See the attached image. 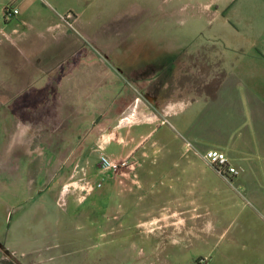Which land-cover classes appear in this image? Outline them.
<instances>
[{
	"label": "crops",
	"instance_id": "1",
	"mask_svg": "<svg viewBox=\"0 0 264 264\" xmlns=\"http://www.w3.org/2000/svg\"><path fill=\"white\" fill-rule=\"evenodd\" d=\"M101 1L102 11L96 8L92 16L106 14L105 9L113 0ZM139 1L138 9L123 12L119 20H113L119 23L118 27H124L115 32L116 39L122 42L118 53L124 55L123 61L118 60V69L125 77H121L123 82L136 93L125 106L116 110L114 102L107 101L110 105L107 104L111 88L124 92L127 86L120 80L111 83L108 69L104 72L97 58L76 57V61L69 54L55 60L61 64L97 65V68L90 66L97 74L94 76L92 71L86 78L87 85L78 84L73 75L69 78L70 95L97 97L84 114L71 118L70 125L78 130L88 125L84 131L93 134L96 127L93 113L100 111L103 123L99 134L94 138L95 134L91 135L90 141L96 147L93 150L115 161L128 159L133 163L115 174L102 173L98 180L100 191L85 197L86 202L99 201L103 207L116 204L124 216L133 210L139 214L137 222L147 209L167 208L170 215L155 216L153 222L197 224L196 236L190 237V232H185L180 244L171 243L173 248L180 246L177 255L187 254L184 261L187 264H193L196 258L207 259V264H264V0ZM85 2L0 0V48L14 43L21 49L30 45L38 49L45 63L44 43L49 29L71 27L65 19L64 23L59 22L58 17L75 11L80 18L83 16L81 30L89 31L91 16L86 18ZM6 6L18 9V15L10 21L2 15ZM147 6L150 7L147 9ZM142 12L145 15L139 17ZM191 18L196 20L192 21L196 27L230 30L231 38L229 42H218L222 48L218 89L190 98L179 97L174 90L184 89L183 76L188 71H182L180 78L176 75L180 72L179 64H183L178 57L194 45L196 36L190 43L175 39L135 42L134 37L142 25L184 27ZM14 27H24L21 37L15 40ZM102 27H106L105 23ZM61 34L72 41L71 35ZM95 36L108 38L96 33ZM201 44L204 42L197 46ZM77 71L79 75L81 70ZM174 79L177 82L168 85ZM168 87L170 91L162 96L163 89ZM208 149L223 152L227 165L237 174L227 178L218 173L204 158ZM83 155V152L75 153L79 164L86 161ZM39 177L40 173L38 182ZM52 181L43 189L35 190L37 200L55 203L57 184L55 179ZM98 196L100 199L96 200ZM206 225H214V235L207 236ZM42 231L44 235L56 233L47 228ZM0 243L5 258L12 264H15L13 260L18 264L42 262L37 248L18 253L6 240Z\"/></svg>",
	"mask_w": 264,
	"mask_h": 264
},
{
	"label": "rangeland",
	"instance_id": "2",
	"mask_svg": "<svg viewBox=\"0 0 264 264\" xmlns=\"http://www.w3.org/2000/svg\"><path fill=\"white\" fill-rule=\"evenodd\" d=\"M101 2L86 0L84 4L86 18L91 16V26L86 33L80 28L83 16L80 18L75 11L66 12L68 17L65 14L58 17L59 22L65 19L71 27L49 29L44 43L45 63L41 53H37L38 49L31 48L29 43L28 48L23 49L15 43L14 46L0 48V242L6 240V244L18 253L37 248L42 258L38 264H187L184 262L187 254L177 255L180 246L173 248L171 243L180 244L185 232H190V237L196 236L197 224L153 222L155 216L170 215L167 208L147 209L142 222H137L139 214L133 210L124 216L116 204L103 207L99 201L86 202L85 197L101 188L85 195L81 190L82 175H76V172L84 173L93 182H100L98 180L102 176L98 164L100 153L93 150L96 147L90 141L100 132L102 113H93L92 120L96 124L93 134L92 131H84L88 125H82L79 130L70 125L71 118L84 114L92 99L97 97L70 95L69 78L73 75L78 84L87 85L86 78L92 71L94 76L97 74L90 66L97 68V65L61 64L55 61L56 57L71 54L75 60L76 57L97 58L104 72L108 69L111 83L123 82L125 77L118 69V60L124 56L118 53V45L122 42L116 39L115 32L124 27H118L119 23L117 25L113 20H119L123 12L138 9V4H141L139 0H113L105 9L106 14L92 16L96 8L102 11ZM144 15L142 12L138 16ZM71 20L72 23L69 22ZM190 21L184 27L142 25L134 40H146L147 43L151 39H175L190 43L196 36L192 42L194 45L178 57V60L182 58L183 64H179L180 72L176 75L180 78L182 71H188L183 76L184 89L174 90L179 97L191 98L212 92L220 80L222 48L218 42H229L231 34L230 30L221 27H196V22H192L196 20L191 18ZM103 23L106 27H102ZM23 28L14 27V40L21 37ZM219 29L222 32L218 31V34L216 30ZM62 32L71 35L72 41L63 38ZM95 33L108 38L98 39ZM201 42L204 44L198 47L197 43ZM70 44H73L71 50ZM76 68L81 70L79 75ZM126 82L130 83L128 79ZM176 82V79L170 80L168 85ZM123 83L124 87L127 86L124 92L111 88L106 97V102L115 103L113 107L116 110L136 95L134 88ZM153 83L150 82L149 86ZM169 88H164L161 95L169 92ZM77 152L84 153L86 163L81 161L79 164L75 157ZM54 179L58 192L55 203L37 200L38 192L35 190L43 189ZM206 226L207 236L214 235V225ZM46 228L56 233L44 235L42 229ZM3 250L0 246V264H12L5 258ZM13 262L18 264L15 260ZM206 262L207 259L196 258L193 264Z\"/></svg>",
	"mask_w": 264,
	"mask_h": 264
},
{
	"label": "built area",
	"instance_id": "3",
	"mask_svg": "<svg viewBox=\"0 0 264 264\" xmlns=\"http://www.w3.org/2000/svg\"><path fill=\"white\" fill-rule=\"evenodd\" d=\"M2 15L6 21H10L18 15V9L12 6H6L3 9ZM68 15L69 14H66L65 17H68ZM203 155L206 161L210 165L215 166L218 173L223 174L225 177L228 178L229 175L237 174V171L233 167H229L227 165V158L223 152H220L215 149H208L204 152ZM98 164H99V169L102 173L115 174L122 168H127L131 166L133 163L130 162L128 159H124L122 161H114L108 158L106 155L100 153L98 155ZM81 175H82L81 181H83L81 190L85 192V195L86 194L88 195L90 192L101 187V182H96V181L93 182L87 179L84 173H82ZM205 264H207V262Z\"/></svg>",
	"mask_w": 264,
	"mask_h": 264
},
{
	"label": "trees",
	"instance_id": "4",
	"mask_svg": "<svg viewBox=\"0 0 264 264\" xmlns=\"http://www.w3.org/2000/svg\"><path fill=\"white\" fill-rule=\"evenodd\" d=\"M219 83H220V80H218V82L216 83V85H215V87H214V90L213 91H215V90H217L218 89V87H219ZM207 94H210V93H207ZM0 246H2V244L0 243Z\"/></svg>",
	"mask_w": 264,
	"mask_h": 264
}]
</instances>
